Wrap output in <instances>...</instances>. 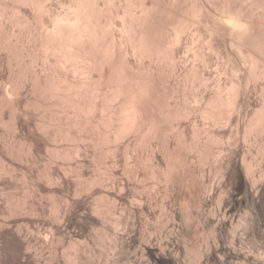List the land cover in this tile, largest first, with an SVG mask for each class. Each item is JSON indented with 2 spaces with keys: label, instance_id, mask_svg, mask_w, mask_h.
Wrapping results in <instances>:
<instances>
[{
  "label": "bare ground",
  "instance_id": "obj_1",
  "mask_svg": "<svg viewBox=\"0 0 264 264\" xmlns=\"http://www.w3.org/2000/svg\"><path fill=\"white\" fill-rule=\"evenodd\" d=\"M51 1L0 0V264H264V0Z\"/></svg>",
  "mask_w": 264,
  "mask_h": 264
},
{
  "label": "rangeland",
  "instance_id": "obj_2",
  "mask_svg": "<svg viewBox=\"0 0 264 264\" xmlns=\"http://www.w3.org/2000/svg\"><path fill=\"white\" fill-rule=\"evenodd\" d=\"M61 1H63V0H61ZM61 1H60V0H52V1H51L52 3H50V5H49L50 8L53 7L52 10L55 9L54 11H58V12L61 11V12H63V10L65 9V6H64V7L62 6ZM64 1H66V0H64ZM58 2H59V3H58ZM236 3H237V2H236ZM51 4H52V5H51ZM17 6H18V5H17ZM51 6H52V7H51ZM19 7H20L19 9H21L20 11H23V10H22V7H21V6H19ZM5 28H7V27H5ZM13 29H14V28H13ZM16 29H17V28H16ZM5 31H6V32H9L8 29H6ZM10 31L12 32V28H11ZM14 31H15V29L13 30V32H14ZM16 32H17V30H16ZM16 32H15V33H16ZM15 33H14V34H15ZM10 34H11V33H10ZM10 34H9V35H10ZM10 36L13 37L12 35H10ZM12 39H13V38H12ZM214 57H215V58H214L215 63L213 62L212 68H213L215 71H216V70L219 71L218 69H219L220 67H222L223 64L226 63V62L224 63L225 59H224L222 56H219V57H220V58H219L218 55H215ZM217 57H218V58H217ZM218 62H219V63H218ZM220 62H221V63H220ZM217 65H218V66H217ZM220 65H221V66H220ZM219 66H220V67H219ZM225 66H226V67L228 66V68H229L228 63L225 64ZM0 69H1V70H0V80H2L1 78H4V77H2V76H6L8 70H7L6 68H3L4 70H3L2 68H0ZM5 70H6V71H5ZM1 72H3V73L1 74ZM226 75H227L228 78H229V77H232V76H230V75H231L230 73H228V74H226ZM226 75L223 74L222 76H226ZM224 78H225V77H224ZM228 78H227V79H228ZM250 84H251V87H252L253 83L250 82V83H249V86H250ZM254 96H256V94L253 93V97H254ZM0 129H1V128H0ZM1 130H3V129H1ZM1 130H0V131H1ZM5 130H6V129H5ZM7 131H8V129H7ZM7 131H5V132H7ZM3 132H4V131H3ZM9 132H10V131H8L7 133H9ZM7 133H6V134L4 133L3 135H5V136H6V135H10V134H7ZM1 134H2V132H0V135H1ZM5 136H3V137H5ZM6 137H7V136H6ZM0 143H1V140H0ZM1 145H2V143L0 144V150H1V147H2ZM253 154H254V153H253ZM103 161H104V160H103ZM101 166L104 167L103 164H101ZM101 169H102V168H101ZM102 171H104V170L102 169ZM102 171H101V172H102ZM101 172H98V173H101ZM2 181H3V180H2ZM4 182H5V181H4ZM4 182L2 183L1 180H0V187H1V185L3 184V185H2V188H0V193L2 192L1 189H3V188L5 187V186H4ZM3 186H4V187H3ZM22 186H23V185H18L17 188H14V189H13V190H15V191L17 192V193L15 192L16 194H20L19 192H22V191H21L22 189H20ZM151 189H152V190H151ZM19 190H20V191H19ZM153 190H156L155 187H153V185H150V190H148V191H149L148 193L153 192ZM46 201H47V200H45V199L43 198V203L45 202V203L47 204ZM86 201H87V200H86ZM86 201L84 200V202H83L85 205L87 204ZM85 202H86V203H85ZM45 203H44V205H45ZM2 204H3V203H2V201L0 200V208H2V206H3ZM1 205H2V206H1ZM158 205H159V206L156 207V216L160 215V209H161L160 206H161V203L159 202ZM48 209H49V208L47 207V211L45 212V215H44L43 217L47 219V216H48V219H47V220L54 222V221H53V220H54V219H53V217H54V213H53V212L50 213V211H52V210L49 209V210H50V211H49ZM157 210H158V211H157ZM48 213H49V215H48ZM157 214H158V215H157ZM51 215H52V218H50ZM49 218H50V219H49ZM159 219H160V217L158 218V220H159ZM154 221L156 222L157 219L154 220ZM52 222H51V223H52ZM47 229H48V228H47ZM132 252H133V251H131V252L128 253V257H129V259H130L131 261L134 260V258H135V257H134V253H132ZM44 253H45V252H44Z\"/></svg>",
  "mask_w": 264,
  "mask_h": 264
}]
</instances>
